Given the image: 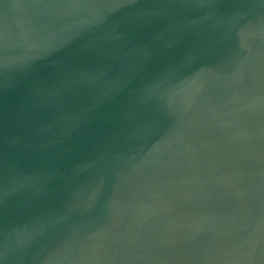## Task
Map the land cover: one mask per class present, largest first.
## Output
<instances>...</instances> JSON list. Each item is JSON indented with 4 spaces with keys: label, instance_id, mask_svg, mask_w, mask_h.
<instances>
[{
    "label": "water",
    "instance_id": "water-1",
    "mask_svg": "<svg viewBox=\"0 0 264 264\" xmlns=\"http://www.w3.org/2000/svg\"><path fill=\"white\" fill-rule=\"evenodd\" d=\"M0 264H264V0H0Z\"/></svg>",
    "mask_w": 264,
    "mask_h": 264
}]
</instances>
